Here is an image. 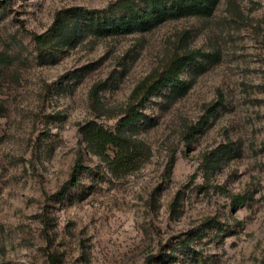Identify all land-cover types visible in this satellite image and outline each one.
I'll return each instance as SVG.
<instances>
[{
    "label": "rangeland",
    "instance_id": "rangeland-1",
    "mask_svg": "<svg viewBox=\"0 0 264 264\" xmlns=\"http://www.w3.org/2000/svg\"><path fill=\"white\" fill-rule=\"evenodd\" d=\"M116 1L0 0V264H264V0L40 54L59 15L134 18ZM194 50L124 126L136 86Z\"/></svg>",
    "mask_w": 264,
    "mask_h": 264
},
{
    "label": "trees",
    "instance_id": "trees-1",
    "mask_svg": "<svg viewBox=\"0 0 264 264\" xmlns=\"http://www.w3.org/2000/svg\"><path fill=\"white\" fill-rule=\"evenodd\" d=\"M150 8L145 11L137 10V0H117L111 3L105 10L109 12L121 11L123 9L131 10L134 18L128 16H119L110 21L93 26V20L96 18L99 10L82 9L83 15L89 16L86 23L78 21L67 25L65 20L59 16L56 17L51 27L44 33L33 34V39L37 43V49L40 54H44L51 46L52 40L59 38L61 43L73 42L79 31H87L89 28L98 35H117L125 34L134 29L147 31L157 26L160 22L168 18L181 17L184 15H210L218 5L220 0H149ZM202 56L199 50H194L183 55L174 56L167 66L154 78H146L142 80L135 88L133 97L139 101L137 104L132 103L126 110V116L123 119L124 126H130L135 121L142 119V112L139 106L150 96L160 92L164 86L180 87L184 84L182 74L194 62L198 61ZM217 106L212 113L218 109ZM84 169L83 166H76L72 173V178L67 181L58 192L64 195L69 184L76 185L78 183L77 172ZM236 208L242 205L240 198H236Z\"/></svg>",
    "mask_w": 264,
    "mask_h": 264
}]
</instances>
